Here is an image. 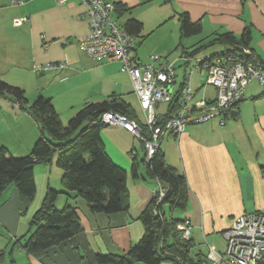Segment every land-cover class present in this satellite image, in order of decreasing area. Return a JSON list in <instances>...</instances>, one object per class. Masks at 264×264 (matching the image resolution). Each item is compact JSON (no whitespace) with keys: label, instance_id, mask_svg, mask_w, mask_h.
Here are the masks:
<instances>
[{"label":"crops","instance_id":"1","mask_svg":"<svg viewBox=\"0 0 264 264\" xmlns=\"http://www.w3.org/2000/svg\"><path fill=\"white\" fill-rule=\"evenodd\" d=\"M107 1L115 10L117 5L125 7L122 15L115 11L122 26L130 19L142 23L141 35L135 38L139 39V46L164 30V34H168L166 38L180 37L183 56L185 51L196 50L226 33L241 37L249 31L248 48L264 63V0ZM182 13H188L192 22H199L202 28L199 39L191 48L182 43L179 21ZM17 19L25 21L17 25ZM89 32L85 9L78 0L64 5L56 0H0V77L13 73L11 71L34 76L36 95L50 98L66 120L85 105L103 102L115 95L131 106L143 124L145 116L123 64L116 60H95L83 51L80 39ZM219 46L223 47L222 52L209 56L231 48L230 44ZM57 51L60 53L55 58L50 62L46 60L51 56L50 52ZM133 54L139 58L136 48ZM48 63L66 66L35 76L38 74L35 67ZM185 76L179 86L173 88L175 92L184 84ZM253 82L260 85L256 80L248 85L235 110L236 115L229 116L225 125L215 119L189 125L180 139L172 133L162 138L161 149L166 163L183 175L188 185L187 206L179 210L181 213L176 217L191 220L192 253L195 256L206 258L208 249L204 245L224 252L223 234L239 216L264 213V99L250 101L260 98L263 93L256 96L257 93L249 89ZM203 86L206 85L198 86L196 90L191 86L195 97ZM211 88L213 93L201 99H215L216 89ZM0 108V131L6 128L5 132H10L11 124H16L15 131H24L37 140L39 136L34 132L38 126L27 113L8 100L0 101ZM167 111L156 113L162 118ZM101 136L110 159L127 172L129 210L113 215L92 213L82 199L69 200L61 194L58 207L69 202L77 208L81 232L49 249L41 258L29 255L23 246L33 232L32 217L41 206L48 187L62 189L60 168L56 165V169L53 166L47 169L37 164L35 179L39 180L43 175L46 181L40 180L36 201L21 199L15 186H10L9 194L4 193L0 200V252L3 253L0 264H99L98 254H125L138 243L145 231L140 216L151 205L161 184L149 174L144 144L140 140L119 126H107ZM55 162L57 164V157L51 164ZM135 166L137 178L133 176ZM24 211L31 213L29 218L24 217ZM173 216L175 218V212Z\"/></svg>","mask_w":264,"mask_h":264},{"label":"trees","instance_id":"2","mask_svg":"<svg viewBox=\"0 0 264 264\" xmlns=\"http://www.w3.org/2000/svg\"><path fill=\"white\" fill-rule=\"evenodd\" d=\"M115 11L122 15L126 10L124 6L117 5ZM179 21L183 38L202 32L200 23L192 22L188 13L180 14ZM123 28L137 38L141 35L143 25L136 19H130ZM249 41V31L241 37L226 33L183 54L195 56L219 44H230V51H237L236 46L248 47ZM36 67V73L45 72L36 70ZM0 99L10 101L27 113L41 132L26 156L15 157L8 148L0 147V200L5 191L15 185L21 199L33 201L37 194L34 174L37 164H50L57 157V166L62 171V189L48 187L41 206L32 217L33 232L23 246L27 254L41 258L49 249L81 232V219L76 207L68 202L60 210L55 208L61 194L69 200L83 198L92 213L113 215L129 210L127 172L113 163L106 153L101 133L107 126L100 121L102 115L110 111L138 120L129 104L112 95L103 102L85 105L65 126L51 99L43 94H39L31 103L25 89L0 79ZM176 109V106H169L158 125H163ZM145 162L151 177L164 188L165 196L158 203L156 195L149 208L141 214L140 220L145 231L138 243L125 254H98V263L210 264L205 257L191 255L194 247L192 238L184 239L177 230V224L183 219L174 218L173 212L184 210L189 199L185 177L166 163L162 149L150 161L145 159ZM133 176L138 177L136 166ZM2 260L3 253L0 252V262Z\"/></svg>","mask_w":264,"mask_h":264},{"label":"built area","instance_id":"3","mask_svg":"<svg viewBox=\"0 0 264 264\" xmlns=\"http://www.w3.org/2000/svg\"><path fill=\"white\" fill-rule=\"evenodd\" d=\"M64 5L72 0H56ZM85 9L90 32L80 39L83 51L95 60H116L129 73L145 121L130 119L118 112H107L100 121L106 126H119L144 144L146 161H150L161 149L162 138L174 134L178 139L189 125L219 120L223 126L238 104L243 100L248 85L256 80L264 89V63L248 47L236 46L237 51L205 58L184 54L186 65L194 64L206 76V85L216 89L213 100L195 101L191 89V74L185 76L184 84L175 92L176 68L173 63L162 64L160 58L153 63H143L133 54L135 37L126 31L115 15V7L107 0H78ZM24 19L15 23L22 25ZM66 65L48 63L36 70L47 71L64 68ZM167 103L176 106L172 116L163 124L156 113V106ZM158 203L165 196L159 185ZM177 228L186 240L192 238V223L184 219ZM226 249L220 252L208 245L207 259L211 264H264V213H247L239 216L223 234Z\"/></svg>","mask_w":264,"mask_h":264},{"label":"rangeland","instance_id":"4","mask_svg":"<svg viewBox=\"0 0 264 264\" xmlns=\"http://www.w3.org/2000/svg\"><path fill=\"white\" fill-rule=\"evenodd\" d=\"M163 31L164 30H161V31L157 32L156 35L147 38L146 40H144V42L140 46L138 44L139 39L136 40V47L135 48L137 49L139 59L143 63L151 64V63H153V58H160L162 61V64H167V63L175 64L174 66L176 68L177 83L174 85V87H173L174 89L177 88L179 86V84L182 82L184 75L189 76L190 74H191V86L193 87L194 90H196L195 88L198 86L206 85V76L203 75L202 71H200V69H198V68L196 69L193 63H191L187 67L186 61L182 58V48L179 47L180 37L179 38H173V37L172 38H169V37L166 38V36L168 34L167 33L164 34ZM196 39L197 40L199 39V35L194 36V37H190V38H183L182 43L184 46H188L191 48L192 44L197 42ZM189 41H191V42H189ZM222 50H223V47L217 45L215 47L206 49V51H204V52L198 53V55H196V57L197 58H205V57H208L209 55H211L212 53L222 52ZM59 53H58V51L53 52L52 54L50 52L49 55H51V56H47L46 60H48L50 62L52 60V58H55ZM73 53H75V51ZM11 72H13V73H9L8 75H6L3 78L0 77V79L9 83V84L14 85V86H19V87L25 89L29 101H31V103L34 102V100H36V98L38 96V95H36V90H35V87L37 86L35 83L36 78L32 75H26L25 74L23 76V75L18 74V72H15V71H11ZM38 75L39 74H37L35 76H38ZM249 89L254 90L257 93L256 96H258L259 94H261L263 92L261 94L262 98L260 97L258 99H253L250 101L256 102V101L264 99V89L257 82H253L250 85ZM212 93H213V89L211 88V86L206 85V86H203V88L200 92H198L196 98L198 100H200L204 95H210ZM130 96L132 97V95H130ZM132 98L136 99L134 96ZM0 101H3V99H0ZM168 108H169V104L162 103L156 107V111L166 112L168 110ZM0 111H2L1 108H0ZM61 117H62L61 118L62 122L66 126L70 119L66 120L67 118L64 115ZM15 125L16 124H11L10 132H5L6 131L5 127H4L5 129H1V131H0V146L6 145L7 148L10 150L11 154L15 157L26 156L31 151L30 149L33 148L32 147V146H34L33 144H35L36 141L38 140V138L40 137L41 132H40L39 128L36 129V131L34 133L37 132L39 137L37 136L38 137L37 140L36 139L34 140V139L30 138L29 134L24 133V131H21V133L18 131H15V129H17ZM31 143H32V145H31ZM162 148L164 149L165 146H162ZM56 165L57 164L55 162L54 165H52L50 163V164H38L37 166L38 167H40V166L46 167L47 169H49V168L51 169V167L53 166L54 169H56L55 168ZM40 180H42L45 183L46 178L43 177V175H40L39 180L35 179V183L37 186V194H36L34 201H36V198L39 197L38 196V186L40 185ZM12 186H15V185H12ZM9 192H10V189L7 190L5 193L9 194ZM61 197H65V196H61ZM79 199H82L86 204V201L83 198H79ZM58 205H59V202H56L55 208L58 210L64 208V206H65V205H63L62 207H58ZM32 210H33V207L31 209V213H32ZM31 213L28 212V214H27L26 211L22 212V214H24V217H26V218H29ZM180 213H181V211L179 212V210H177V212L175 211V218H178L176 216H179ZM177 230L179 231L178 228H177ZM30 235L31 234H29V236ZM205 246L208 249V245H204V247ZM191 255L195 256L192 253V250H191ZM206 259H207V256H206ZM138 264H145V263H138ZM165 264H169V263H165Z\"/></svg>","mask_w":264,"mask_h":264},{"label":"water","instance_id":"5","mask_svg":"<svg viewBox=\"0 0 264 264\" xmlns=\"http://www.w3.org/2000/svg\"><path fill=\"white\" fill-rule=\"evenodd\" d=\"M234 115H236V113L234 112Z\"/></svg>","mask_w":264,"mask_h":264}]
</instances>
